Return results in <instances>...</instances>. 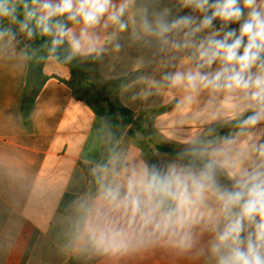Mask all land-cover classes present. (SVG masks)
Returning <instances> with one entry per match:
<instances>
[{"label": "clouds", "instance_id": "1", "mask_svg": "<svg viewBox=\"0 0 264 264\" xmlns=\"http://www.w3.org/2000/svg\"><path fill=\"white\" fill-rule=\"evenodd\" d=\"M124 33L138 68L157 66L141 95L171 100L164 135L177 150L96 163L74 240L102 254L164 245L197 264H264V0H0L5 47L49 37V57L66 45L70 61L120 50ZM20 55L31 58L27 46Z\"/></svg>", "mask_w": 264, "mask_h": 264}, {"label": "crops", "instance_id": "2", "mask_svg": "<svg viewBox=\"0 0 264 264\" xmlns=\"http://www.w3.org/2000/svg\"><path fill=\"white\" fill-rule=\"evenodd\" d=\"M111 31L101 30V38ZM127 35L118 38V51L106 45L100 56H80L84 66L96 58L95 66L85 67L88 82L49 57L44 47L49 37L28 40L19 34L13 45H0V264H197L164 245L113 255L74 240L76 202L95 192L96 163L113 152L153 161L177 150L164 135L172 120L171 100L159 93L141 95L148 87L141 78L159 79L157 66L138 68L142 53ZM26 46L34 59L21 57ZM40 63L45 81L24 116L27 75ZM101 98L128 109L135 124L112 137L99 111ZM64 194L74 196L68 214L58 212Z\"/></svg>", "mask_w": 264, "mask_h": 264}, {"label": "trees", "instance_id": "3", "mask_svg": "<svg viewBox=\"0 0 264 264\" xmlns=\"http://www.w3.org/2000/svg\"><path fill=\"white\" fill-rule=\"evenodd\" d=\"M67 51L66 46L61 47L58 50L57 55L54 57L60 64L68 66L70 69L72 77H79L81 82H88L87 73L85 67H93L96 65V58H93L87 61V64L84 66L80 56L73 58L72 60H67ZM45 78L41 72V63L38 64L35 68L30 69L28 72L26 85L24 89V94L22 97L21 108L24 116H26L32 106V103L40 91ZM103 102V107L99 109L100 113L103 115L104 119L108 123L110 131L112 130V137L115 136L119 131L124 129L130 123L135 124V121L131 118V112L124 108L121 105L115 104L109 101L107 98H101ZM163 108L157 109V111L162 110ZM129 135L134 137L135 132L129 131ZM111 136V135H110ZM163 150L169 152L168 147H164ZM85 168V166H83ZM74 202V196L70 194H64L58 204V212L62 214H68L72 208Z\"/></svg>", "mask_w": 264, "mask_h": 264}, {"label": "rangeland", "instance_id": "4", "mask_svg": "<svg viewBox=\"0 0 264 264\" xmlns=\"http://www.w3.org/2000/svg\"><path fill=\"white\" fill-rule=\"evenodd\" d=\"M30 53L32 54V53H34V51H31ZM31 58L34 59V58H35V54H34V55H31ZM97 79H98V78H97ZM97 81H98L99 83H102V82L99 81V79H98ZM133 125H134V124H133ZM136 129H137V128L134 127V128H133L132 130H130V131L136 132Z\"/></svg>", "mask_w": 264, "mask_h": 264}]
</instances>
